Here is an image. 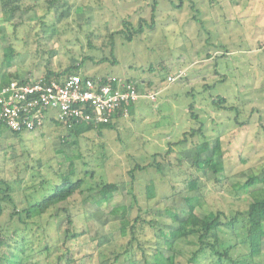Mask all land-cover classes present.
Wrapping results in <instances>:
<instances>
[{
    "label": "rangeland",
    "instance_id": "1",
    "mask_svg": "<svg viewBox=\"0 0 264 264\" xmlns=\"http://www.w3.org/2000/svg\"><path fill=\"white\" fill-rule=\"evenodd\" d=\"M153 1L59 0L48 12L47 0H40L36 11L15 16L14 24L20 26L17 36L11 33L14 25L6 35L1 36L0 31V64L3 47L14 45L17 56L8 71L17 72L21 78L31 73L42 76L47 67L60 70L84 61L88 73L132 79L140 91L158 92L156 101L140 98L129 117L104 128L101 135L96 130L80 138L82 155L88 144L94 150L86 153L84 161L96 171L93 178H86L87 184H121L112 200L88 207L89 232L71 243L78 264H100L94 251L98 241L107 245L114 239L124 242L128 219L137 214V209L131 208L133 190L160 222L170 228L177 226L166 208L176 204L184 214V197L193 193L177 169L199 174L191 163L204 142L211 148L202 157L210 155L214 143L221 140L228 179L216 182L211 171L197 181L202 191L201 195L193 193V198L201 215L217 209L230 214L245 211L249 191L255 186L242 185L251 174L264 171V0H182V6L180 0H159L155 12ZM41 18L49 31L59 27L61 35L31 29ZM124 20L136 27L143 22L145 32L128 42L116 33L125 28ZM42 47L47 49L44 56L39 52ZM170 76L175 79L170 80ZM220 97L227 101L215 103ZM2 128L0 179L14 185L13 196L22 200L18 202L22 207L24 200L42 198L44 177L58 181L56 168L68 172L67 159L79 148L70 143L71 138L61 140L65 129L59 124L25 131L21 136L12 134L5 125ZM192 130L196 135H190ZM185 134L187 143L177 146ZM170 148L173 153L169 157L155 158ZM103 154L109 157L107 161ZM82 159L76 161L79 169ZM156 159L163 162L161 170L147 167L136 171L134 180L130 177L128 171L134 165H147ZM179 162L181 166L176 165ZM147 184L158 200H146V193H141ZM173 188L177 189L175 197ZM96 193L87 191L84 197ZM11 211L10 206H4L1 222L8 220ZM35 232L33 225L25 235L33 239L39 236ZM49 234L53 239L59 235L53 229ZM34 242L39 252L45 241ZM52 254L55 260L56 254ZM35 256L36 261L27 264H46L45 253ZM257 260L264 264V244Z\"/></svg>",
    "mask_w": 264,
    "mask_h": 264
},
{
    "label": "trees",
    "instance_id": "2",
    "mask_svg": "<svg viewBox=\"0 0 264 264\" xmlns=\"http://www.w3.org/2000/svg\"><path fill=\"white\" fill-rule=\"evenodd\" d=\"M58 1L47 0L48 12L56 7ZM170 2L174 3L173 0H170ZM158 4L159 0L153 1L154 12L157 10ZM181 4H183L182 0H180ZM38 7H40V0H0V20L3 22L0 24L1 36L9 33L10 30L8 28L10 25H14L13 32L11 33L17 36V29L20 26L14 24L15 16L29 10L36 11ZM35 22L36 24L32 25L31 29L39 30L42 33L53 32L58 36L61 35L59 27L53 26L49 31V26L42 18ZM123 24L125 28L116 33L121 34L128 42L133 41L135 37L143 34L146 30V25L143 22H140L138 27L130 20H124ZM148 26L150 29L154 27L152 24ZM58 29L60 32H56ZM3 51L0 64V83L3 87L8 86L12 80L27 83L36 82L44 77L48 81H62L65 77L72 74H80L84 78L88 77L92 79L100 77L104 80L112 77L88 73L86 71V64L82 61L81 64H73L68 68H61L60 70L47 67L46 73L42 76H35L31 73L29 76L21 78L17 72L10 73L8 71L15 64L17 56L14 45L10 44L7 47H3ZM39 52L44 56L47 49L42 47L39 49ZM126 80L137 85L132 79ZM137 87L139 86L137 85ZM219 100H214V102L223 104L227 101L223 97H220ZM190 108L194 110L193 107L190 106ZM53 123H57L65 129L61 140L67 141L71 138L70 143L75 148L78 147L79 151L75 150L74 155L67 159L69 161L67 173H61L59 168L55 169V173L59 178L58 181L50 180L48 177L43 178L42 190L44 192L42 198L33 201L30 199L24 200L22 207L18 205V202L22 200L13 196L15 192L13 189L14 185H11V182L9 183L6 179H0V264H27L35 262L36 253H45L47 255L45 256L46 264H78L79 259L74 255L71 243L89 232L86 227L90 219L88 207L94 204L97 205L98 202L103 200H112L119 191L120 181H102L95 185L87 184L86 178H93L96 171L89 169L91 164L84 161H86V153L90 155L94 150L93 146L90 147L88 144L82 155L79 147L80 138L96 130L98 135H101L104 128L113 127L115 123L111 121L97 126L84 122H74L72 124L63 122ZM2 125L4 124L1 121L0 137L5 133ZM194 131L196 130L190 132L191 136L196 135ZM10 132L15 136H21L23 133L12 130ZM186 136L187 134H185L183 140L175 144L178 146L181 143H187L188 139ZM210 148L211 144L204 142L191 163V165L197 166L202 175H200V172L198 174V172L194 173L185 171L184 169H177L178 175L182 177V182L187 183L188 191L193 193L198 192V195H201L202 191L200 187H197V181L201 179V176H206L213 171L215 172L216 182L221 183L228 179L222 159L221 140L218 139L214 143L213 151L210 155L202 157V153L207 152ZM58 152H61V150ZM172 153L173 149L170 148L164 154H155V158L166 159ZM80 158H84L81 163L82 169L78 168V163L76 162ZM104 158L105 161L109 159L106 156ZM162 164L163 162L157 159L147 165L136 164L128 173L134 180L136 171L146 170L147 167L153 166L161 170ZM176 165L181 166V163L179 162ZM176 165H172L173 169H175ZM87 168L88 170L86 171ZM189 169L192 168L189 167ZM22 179L20 177L17 181ZM31 186L35 187V185ZM242 186H255V188L249 191L250 197L247 199L248 206L245 211L239 210L230 214L223 209H217L201 215L198 212L197 203L192 193V195L184 197L187 207L184 214L176 204L166 208V214L177 224V226L171 228L160 222L155 217L154 211L151 208L149 209L141 203L140 194L138 195L135 190L131 191V208H136L137 214L133 219L131 217L128 219L129 223L126 232L122 235L124 236V242L120 243V239H114L113 241L115 242L112 245H107L108 243L98 241L94 251L97 254L99 263L258 264L257 259L260 258L264 244V171L260 174H251V177ZM172 190L173 196H177V189L173 188ZM87 191L89 193L96 191L97 193L94 196L91 194L84 197ZM141 193H146L144 195L146 200L157 198L153 192L150 194L149 184L146 185L145 191ZM5 205L10 206L12 211L8 220L1 222ZM33 225L36 227L35 234L39 236L30 239L25 233L28 230H32ZM52 229L56 230L59 234L55 239L49 234ZM34 241H45L44 246L39 252L35 249L36 245ZM50 241L57 242L52 244ZM52 251L56 254L55 260L51 259L53 255ZM36 263L39 264L38 262Z\"/></svg>",
    "mask_w": 264,
    "mask_h": 264
},
{
    "label": "built area",
    "instance_id": "3",
    "mask_svg": "<svg viewBox=\"0 0 264 264\" xmlns=\"http://www.w3.org/2000/svg\"><path fill=\"white\" fill-rule=\"evenodd\" d=\"M170 80L175 79L172 76ZM158 92L140 91L134 83L108 77L84 78L72 74L62 81L12 80L0 90V119L12 131H35L47 123L105 124L130 116L131 106L142 98L157 100Z\"/></svg>",
    "mask_w": 264,
    "mask_h": 264
},
{
    "label": "crops",
    "instance_id": "4",
    "mask_svg": "<svg viewBox=\"0 0 264 264\" xmlns=\"http://www.w3.org/2000/svg\"><path fill=\"white\" fill-rule=\"evenodd\" d=\"M0 82H1V80H0ZM2 87H3V86H2L1 83H0V90H1ZM121 119H122V117H117V118H115V119L113 120V122L116 123V122H118V121L121 120ZM0 121H1V119H0ZM56 124H57V123H51V122H50V123H47L46 125H47V127H49V128L51 129V128H53V126H55ZM46 125H45V126H46ZM45 126H44V127H45ZM44 127H42V128H44ZM50 129H49V130H50Z\"/></svg>",
    "mask_w": 264,
    "mask_h": 264
}]
</instances>
